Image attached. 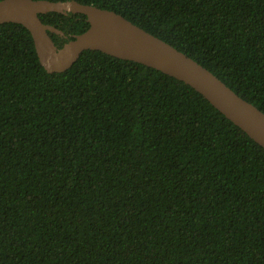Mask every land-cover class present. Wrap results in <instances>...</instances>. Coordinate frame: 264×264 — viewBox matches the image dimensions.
I'll return each mask as SVG.
<instances>
[{
  "label": "trees",
  "instance_id": "16d2710c",
  "mask_svg": "<svg viewBox=\"0 0 264 264\" xmlns=\"http://www.w3.org/2000/svg\"><path fill=\"white\" fill-rule=\"evenodd\" d=\"M70 1V0H50ZM114 11L264 112V0H76ZM66 37L80 13L39 15ZM0 264H264V148L191 86L84 51L49 73L0 25Z\"/></svg>",
  "mask_w": 264,
  "mask_h": 264
},
{
  "label": "water",
  "instance_id": "95a60500",
  "mask_svg": "<svg viewBox=\"0 0 264 264\" xmlns=\"http://www.w3.org/2000/svg\"><path fill=\"white\" fill-rule=\"evenodd\" d=\"M50 12L84 14L90 26L59 48L50 33L66 37L65 33L39 16ZM5 23L22 24L31 32L49 73L69 70L86 50L143 64L191 86L264 148V112L197 61L114 11L76 0H0V25Z\"/></svg>",
  "mask_w": 264,
  "mask_h": 264
}]
</instances>
